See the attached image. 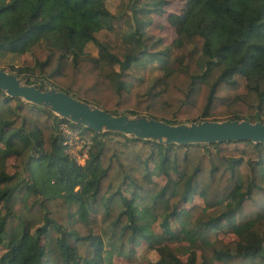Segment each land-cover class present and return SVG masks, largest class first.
Listing matches in <instances>:
<instances>
[{
  "label": "trees",
  "instance_id": "1",
  "mask_svg": "<svg viewBox=\"0 0 264 264\" xmlns=\"http://www.w3.org/2000/svg\"><path fill=\"white\" fill-rule=\"evenodd\" d=\"M179 2L165 12L168 0H130L114 47L96 36L115 18L104 0H0V62L21 57L8 64L16 76L112 114L264 123V0ZM163 13L175 39L147 51L145 28ZM170 46L183 48L174 66ZM152 61L161 74L132 92L128 70ZM61 122L90 142L82 164L64 151ZM142 244L157 255L147 264H264V144L96 133L0 90V264H108Z\"/></svg>",
  "mask_w": 264,
  "mask_h": 264
},
{
  "label": "water",
  "instance_id": "2",
  "mask_svg": "<svg viewBox=\"0 0 264 264\" xmlns=\"http://www.w3.org/2000/svg\"><path fill=\"white\" fill-rule=\"evenodd\" d=\"M43 85V89L28 81ZM0 90L10 97L48 109L51 113L93 132H119L161 144L244 141L264 144V123L246 119L195 120L166 123L145 114H112L56 89L51 82L26 75L16 76L0 68Z\"/></svg>",
  "mask_w": 264,
  "mask_h": 264
},
{
  "label": "rangeland",
  "instance_id": "3",
  "mask_svg": "<svg viewBox=\"0 0 264 264\" xmlns=\"http://www.w3.org/2000/svg\"><path fill=\"white\" fill-rule=\"evenodd\" d=\"M169 4L164 7L165 12H177L181 7V2L179 0H168ZM104 5L107 10L115 16V18L111 22L110 29L101 30L96 34L98 40H105L110 42L114 47L123 46L121 33L122 30H126L129 18V5L130 0H104ZM166 13L162 15H154L151 14V24L145 28V34L150 36L146 41L150 47L147 48V51L156 52L162 50L164 46H168L174 39L175 33L165 20ZM182 47L176 48L174 46L169 47V52L166 56L165 64L167 66H174L173 58L174 56L182 51ZM86 50L91 54H95L96 47L92 43L86 44ZM21 61V57H14L5 55L0 62V68L4 69L7 72L15 73L13 70L8 68V64H12L13 66H19ZM160 63L157 61H152L148 63L146 66H138L136 64L132 65V67L128 70L127 82L129 83V89L132 92H141L146 86L147 82L152 78L159 76L161 74V69L159 68ZM21 76V75H19ZM31 77V76H30ZM27 83H33L35 86L38 84L34 81H28ZM249 119H253V116H250ZM66 125V123H65ZM64 126V125H63ZM68 126V125H67ZM69 127V126H68ZM75 130L80 132L77 128H74V131H70V135L68 139L65 140V150L69 152L72 156L75 157V161L79 164L84 162L86 157V151L90 147V142L87 141V144H80L74 139ZM221 146L234 147L241 146L240 143L236 144H221ZM12 163L11 158H7V170L10 171V164ZM159 182L160 179H157ZM193 204H202L201 200L197 197L194 198ZM188 206V205H186ZM218 239L223 242L232 241L234 236L232 234H223L219 232L217 234ZM1 252V249H0ZM157 255L151 249H149L146 245L142 244L135 248V251L130 258V260H125L120 257L112 256L110 258V262L108 264H147L148 262H152L156 260Z\"/></svg>",
  "mask_w": 264,
  "mask_h": 264
},
{
  "label": "built area",
  "instance_id": "4",
  "mask_svg": "<svg viewBox=\"0 0 264 264\" xmlns=\"http://www.w3.org/2000/svg\"><path fill=\"white\" fill-rule=\"evenodd\" d=\"M64 125V126H63ZM59 130H60V132H61V134H62V136H63V141H62V144H63V146H64V148H65V140L66 139H68V136L70 135V131L72 130V131H74V128H70V127H68L67 126V124L65 125V123L64 122H61L60 124H59ZM74 135V139L78 142V143H80V144H87L88 142H87V140H84V139H82L81 137H80V135H79V132L77 131V130H75V133L73 134ZM64 151L69 155V156H71L74 160H75V157L74 156H72L69 152H67L65 149H64ZM87 152V151H86Z\"/></svg>",
  "mask_w": 264,
  "mask_h": 264
}]
</instances>
